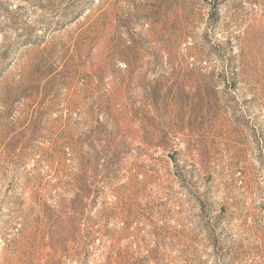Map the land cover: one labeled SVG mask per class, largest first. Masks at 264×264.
<instances>
[{
  "label": "rangeland",
  "instance_id": "obj_1",
  "mask_svg": "<svg viewBox=\"0 0 264 264\" xmlns=\"http://www.w3.org/2000/svg\"><path fill=\"white\" fill-rule=\"evenodd\" d=\"M0 264H264V0H0Z\"/></svg>",
  "mask_w": 264,
  "mask_h": 264
}]
</instances>
